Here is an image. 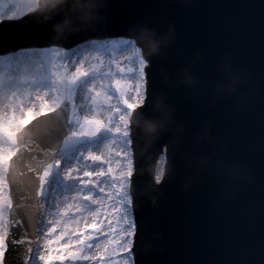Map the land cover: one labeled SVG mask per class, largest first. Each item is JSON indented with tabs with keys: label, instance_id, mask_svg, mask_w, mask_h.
Here are the masks:
<instances>
[{
	"label": "water",
	"instance_id": "1",
	"mask_svg": "<svg viewBox=\"0 0 264 264\" xmlns=\"http://www.w3.org/2000/svg\"><path fill=\"white\" fill-rule=\"evenodd\" d=\"M39 5L32 16L0 23V53L131 38L140 27L160 34L171 30L175 37L164 55L147 59V107L130 119L136 264H264V0H41ZM57 11L62 19L53 25L48 19ZM54 26L61 29L57 40ZM36 49L22 53L31 56ZM226 61L241 80L232 95L216 93ZM181 74L187 83L180 82ZM160 106L168 114L166 131L142 152L136 123L141 116L152 118ZM16 136L18 151L6 173L9 218L22 222L19 238L26 227L35 240L39 181L29 169L42 172L62 129L54 115L38 117ZM162 155L164 173L157 185ZM27 246L19 247L21 257ZM9 261L20 264L15 254Z\"/></svg>",
	"mask_w": 264,
	"mask_h": 264
},
{
	"label": "snow or ice",
	"instance_id": "2",
	"mask_svg": "<svg viewBox=\"0 0 264 264\" xmlns=\"http://www.w3.org/2000/svg\"><path fill=\"white\" fill-rule=\"evenodd\" d=\"M34 12L35 7L31 4L22 13L13 0L8 3L0 0V23L23 20ZM61 19L57 11L48 20L55 25ZM120 57L124 58L123 64ZM105 58L108 61L106 66ZM148 63L132 38L103 42L91 40L70 51L61 47L42 48L36 49L31 56L14 53L0 59V65L7 69L0 71V89L9 83L15 85L11 91H0V94L9 93L14 97L17 93L33 90L43 93L38 112L21 108L23 115L19 119L15 116L7 121L0 119V196L4 192L3 174L18 151L14 130L29 126L38 117L52 115L62 129L59 145L46 153L51 161L46 163L42 172L38 168L29 169L37 174L39 188L36 196L43 200L49 216L48 227H44L43 219L36 222V236L45 241L44 250L41 251L38 240L27 236L26 227L24 237L19 238L16 228L22 222L9 218L6 225L0 223V264H10L11 254H15L20 264H87L89 261L136 264L134 242L138 225L129 191L133 176L129 114L147 107L145 69ZM29 65H39V70L30 79L20 75L29 72ZM225 65L231 69L230 61ZM116 76L120 78L115 79ZM97 87L100 91H95ZM130 99L134 102H129ZM113 100L116 103H112ZM141 101L144 106L138 108ZM103 112L111 113L107 122L99 118ZM71 142H78L81 146L78 150L67 151L66 146ZM92 143L96 146L89 147ZM103 148L110 150L106 157ZM113 158L120 164L119 176L114 174L117 170L112 167ZM222 164L218 162L217 166ZM226 171L234 173L235 169L228 167ZM53 176L60 183H53ZM155 183H162L160 172L155 176ZM106 200L114 209V215L104 213L112 238L103 253L97 255L93 249L99 246V233L104 229L96 218L101 215ZM11 206L9 202L7 207ZM3 207L0 201V221L3 220ZM62 207L64 210L59 212L57 219V212ZM89 217H92L91 223ZM73 224L76 227H72ZM58 230L59 235L53 239ZM23 245L28 246L23 249L21 257L19 247Z\"/></svg>",
	"mask_w": 264,
	"mask_h": 264
},
{
	"label": "clouds",
	"instance_id": "3",
	"mask_svg": "<svg viewBox=\"0 0 264 264\" xmlns=\"http://www.w3.org/2000/svg\"><path fill=\"white\" fill-rule=\"evenodd\" d=\"M83 23H88V21L84 20ZM53 33V38L57 40L61 35V29L54 26ZM131 38L136 41V44L141 49L146 60L164 55L175 39L171 30L160 34L146 27L135 29ZM219 73L224 77V81L216 85V93L232 95L235 91V86L241 82L239 75L237 72H233L229 69L225 64L221 65ZM180 82H188L185 78V74H181ZM143 106L144 104L142 102L140 107ZM137 112L139 113V109ZM167 118L168 114L164 111L163 107L160 106L153 110L152 118H144L141 116L137 121L136 127L143 139L142 152H147L158 138L159 134L166 131L165 122ZM132 119H136L135 114Z\"/></svg>",
	"mask_w": 264,
	"mask_h": 264
},
{
	"label": "bare ground",
	"instance_id": "4",
	"mask_svg": "<svg viewBox=\"0 0 264 264\" xmlns=\"http://www.w3.org/2000/svg\"><path fill=\"white\" fill-rule=\"evenodd\" d=\"M22 52V50L20 51V53ZM14 62V61H13ZM97 63H99V61H97ZM108 61H107V58H105V61H104V64L105 66L107 65ZM7 69L5 68L4 65H0V71H6ZM39 70V67H33V68H30L29 69V72L27 73H20V75L22 77H27L28 79L31 78V75L35 72H37ZM113 72H115V68L112 69ZM74 71V70H73ZM7 85H10L9 87H6V88H2L0 89V91H3V92H8V91H11L12 88L15 87L14 84H7ZM95 91H100L99 87H97L95 89ZM94 95V93H93ZM43 97V93H36L34 90L31 91V92H20V93H17L16 96H11V94L9 93H5V94H0V119H2L3 121H7L10 117L12 116H15L17 119H19L23 113L20 111L21 108H23L25 111L31 109L33 111H38L39 107H40V103H41V98ZM46 98H45V102H46ZM111 113L109 112H103L101 114V119H104L105 122H107V116L110 115ZM91 115V114H89ZM16 132V131H15ZM89 147H95V143L92 144V145H88ZM79 148H76L75 150H78ZM109 149L108 148H103L102 149V152L104 154V156L106 157L108 154H109ZM97 154H100V153H97ZM113 162L112 165L113 166V169L114 170H117V171H114V174L119 176V171L118 169L120 168V164L116 162L115 158H113ZM107 168V166L105 167ZM52 182L53 183H60V181L58 180V178L56 176H53L52 178ZM43 200L39 198V218L38 220H41L43 219L45 221V225L44 227H48L46 221L47 219L49 218L48 216V212L47 210L43 207ZM63 207L61 209L58 210L57 212V219H59V212L60 211H63ZM72 211L74 212L75 209L73 208ZM107 212L109 215H114V209H112L110 206H109V202L106 200L105 201V206L102 208V211H101V215L99 217H97V221L98 223L100 224V226L104 229L103 232L99 233V246L97 248H94L93 251L99 255V253H101L104 248L107 246L108 244V240L111 239V230L107 228V218L104 216V213ZM37 220V221H38ZM88 222L91 223L92 222V217H89L88 218ZM72 227H76V225H71ZM61 228L63 227V222L60 226ZM80 227L82 228L83 227V222H81V225ZM36 232H37V229H36ZM41 233L43 235V231L41 229ZM56 235H59V230L56 234L53 235V239H55ZM35 240H38L39 241V244L41 246V251H43V244L45 243V241L41 238V237H37L36 234H35ZM64 242H67L64 241ZM62 242V243H64ZM74 242V241H73ZM102 254V253H101ZM38 260V258H37ZM87 264H99L98 261H89L87 262Z\"/></svg>",
	"mask_w": 264,
	"mask_h": 264
},
{
	"label": "rangeland",
	"instance_id": "5",
	"mask_svg": "<svg viewBox=\"0 0 264 264\" xmlns=\"http://www.w3.org/2000/svg\"><path fill=\"white\" fill-rule=\"evenodd\" d=\"M36 1L37 0H13V2L15 3V6L17 7V8H19L20 10H21V12L23 13L26 9H27V7L31 4V5H33L34 7H35V5H36ZM4 2L5 3H8V0H4ZM117 39H120V38H117ZM112 40H115V39H112ZM95 41H99V40H95ZM101 42H103V41H101ZM57 47V46H56ZM48 48H52V47H48ZM37 49H40V48H37ZM42 49V48H41ZM22 53V52H21ZM123 61H124V58L123 57H120V62H121V64H123ZM33 67H39V65H36V66H32V65H29V69L30 68H33ZM115 79H119L120 77L119 76H116V77H114ZM10 85H5L3 88H6V87H9ZM47 102V101H46ZM129 102H134L132 99H130V101ZM112 103H116V101L115 100H113L112 101ZM38 111H39V109H38ZM37 111V112H38ZM14 131H16L15 133H17L18 131H19V129H15ZM92 144H94V143H92ZM92 144H90V145H92ZM81 145L78 143V142H71V143H69L67 146H66V150L67 151H75V149L76 148H79ZM113 162H115V161H113ZM107 166V165H106ZM105 166V167H106ZM114 165H112V167H113ZM5 178V173L3 174V179ZM3 187H4V192H3V195L2 196H0V201H2L3 202V204H4V207H3V220L2 221H0V223H2V224H4V225H6L7 224V221H8V219H7V215H8V208L9 207H7V204L9 203V199H8V196H7V185H6V183H5V181L3 180ZM42 231H43V229H42ZM111 236V235H110ZM112 238V237H111ZM101 253H103V251L101 252ZM101 253H99V254H101Z\"/></svg>",
	"mask_w": 264,
	"mask_h": 264
}]
</instances>
